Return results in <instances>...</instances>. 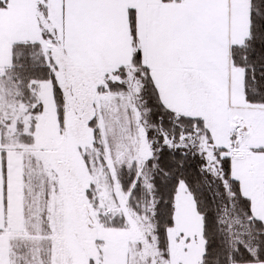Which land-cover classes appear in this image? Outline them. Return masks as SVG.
Returning a JSON list of instances; mask_svg holds the SVG:
<instances>
[{
    "label": "snow or ice",
    "instance_id": "obj_1",
    "mask_svg": "<svg viewBox=\"0 0 264 264\" xmlns=\"http://www.w3.org/2000/svg\"><path fill=\"white\" fill-rule=\"evenodd\" d=\"M0 264H264V0H0Z\"/></svg>",
    "mask_w": 264,
    "mask_h": 264
}]
</instances>
